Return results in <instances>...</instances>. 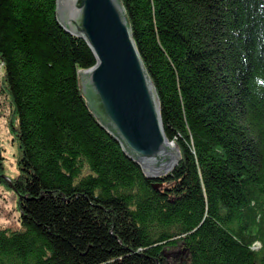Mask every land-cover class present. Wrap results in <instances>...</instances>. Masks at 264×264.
Returning <instances> with one entry per match:
<instances>
[{"label":"trees","instance_id":"trees-1","mask_svg":"<svg viewBox=\"0 0 264 264\" xmlns=\"http://www.w3.org/2000/svg\"><path fill=\"white\" fill-rule=\"evenodd\" d=\"M119 1L181 159L149 179L101 125L58 0H0L20 213L0 264H264V0Z\"/></svg>","mask_w":264,"mask_h":264},{"label":"water","instance_id":"water-1","mask_svg":"<svg viewBox=\"0 0 264 264\" xmlns=\"http://www.w3.org/2000/svg\"><path fill=\"white\" fill-rule=\"evenodd\" d=\"M60 8V24L66 30L63 20L75 27L72 34L84 39L96 58L93 68L80 72L83 93L86 96L88 86L95 116L116 132L125 152L137 157L142 169L143 165H170L151 178L172 172L181 154L177 147L171 148L164 133L154 87L120 1L58 0V15Z\"/></svg>","mask_w":264,"mask_h":264},{"label":"rangeland","instance_id":"rangeland-1","mask_svg":"<svg viewBox=\"0 0 264 264\" xmlns=\"http://www.w3.org/2000/svg\"><path fill=\"white\" fill-rule=\"evenodd\" d=\"M58 16L62 21L61 11ZM4 75L5 69L0 61V162L3 174L12 180L19 173L17 164L19 158V145L18 142L14 140V134L10 132V100L8 96L4 95V92H2ZM81 81L80 76L81 89L83 92L84 85ZM18 199L19 197L15 190H13L9 184L0 183V229L13 230L16 229L17 226L20 227L18 222L20 214L17 205ZM255 247H259V245Z\"/></svg>","mask_w":264,"mask_h":264},{"label":"bare ground","instance_id":"bare-ground-1","mask_svg":"<svg viewBox=\"0 0 264 264\" xmlns=\"http://www.w3.org/2000/svg\"><path fill=\"white\" fill-rule=\"evenodd\" d=\"M60 11H61V8H60ZM63 24H64V26L67 28V31L69 32V33H73L75 30H76V28L75 27H73L72 25H70V24H68L67 22H65L64 20H63ZM77 31V30H76ZM88 91V92H87ZM85 93H86V97H87V95L88 94H90V91H89V88H88V86H87V90L85 91ZM87 103H88V107L91 109V107H90V104H89V101H88V97H87ZM91 111L94 113V111L91 109ZM94 115H95V113H94ZM99 121H100V123H101V120L99 119ZM101 125L104 127V128H106V126L105 125H103L102 123H101ZM106 129H108V128H106ZM108 131L111 133V134H113V136L121 143V145H123L122 144V141H121V139L119 138V136L116 134V132H114V131H112V130H110V129H108ZM174 145H171V148L172 149H174ZM170 149V148H169ZM136 159V160H135ZM134 160L137 162V163H139L138 161V158L137 157H135L134 158ZM141 160V159H140ZM142 161V160H141ZM144 166V168L145 169H142L143 170V172H144V174L147 176V178H149V179H156V178H151L150 176L152 175V174H156L157 172H159V171H166V170H168L170 167V165H163V166H150V165H143ZM150 167V168H149ZM151 168H153V169H151ZM6 180H8V181H10L8 178H6ZM7 181V182H8ZM9 183V182H8Z\"/></svg>","mask_w":264,"mask_h":264},{"label":"flooded vegetation","instance_id":"flooded-vegetation-1","mask_svg":"<svg viewBox=\"0 0 264 264\" xmlns=\"http://www.w3.org/2000/svg\"><path fill=\"white\" fill-rule=\"evenodd\" d=\"M1 103H2V102H1ZM0 158H1V152H0ZM1 166H2V165H1ZM1 172H2V168H1ZM0 175H1V176L4 175L3 172L0 173Z\"/></svg>","mask_w":264,"mask_h":264}]
</instances>
